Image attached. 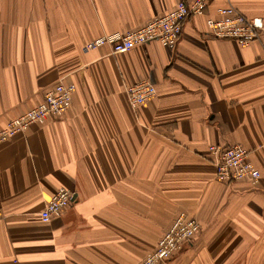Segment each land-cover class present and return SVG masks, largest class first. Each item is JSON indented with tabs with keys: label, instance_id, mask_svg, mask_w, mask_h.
<instances>
[{
	"label": "crops",
	"instance_id": "1",
	"mask_svg": "<svg viewBox=\"0 0 264 264\" xmlns=\"http://www.w3.org/2000/svg\"><path fill=\"white\" fill-rule=\"evenodd\" d=\"M183 0H0V131L59 83L71 108L0 142V264H139L185 213L200 231L169 264H264V38L208 34L233 5L264 17V0H208L175 49L150 42L84 52ZM157 94L133 108L128 88ZM211 145H241L257 184L217 181ZM72 205L42 221L60 189Z\"/></svg>",
	"mask_w": 264,
	"mask_h": 264
},
{
	"label": "built area",
	"instance_id": "2",
	"mask_svg": "<svg viewBox=\"0 0 264 264\" xmlns=\"http://www.w3.org/2000/svg\"><path fill=\"white\" fill-rule=\"evenodd\" d=\"M208 7V0H183L175 9L156 17L139 29L128 32L104 34L88 42L83 51L109 46L113 54H122L150 42H159L168 49H175L180 41L184 23L202 16ZM208 34L220 40H235L249 45L264 38V17L250 18L233 5L217 9V17L206 21ZM76 91L74 84L59 83L46 92L43 101L35 108L11 120L0 131V142L25 132L34 124H44L50 119L59 118L72 106ZM157 94L156 87L143 81L128 88V97L133 108L146 103ZM209 151L216 168L217 181L231 184L248 180L257 184L261 173L250 160V152L241 145H211ZM73 193L60 188L50 198L42 212L41 219L49 223L59 218L73 203ZM3 214L0 211V219ZM196 219L185 213L180 214L172 227L159 240L157 248L150 252L139 264H169L174 256L190 243L200 231Z\"/></svg>",
	"mask_w": 264,
	"mask_h": 264
}]
</instances>
